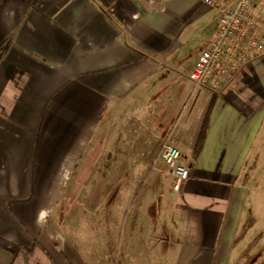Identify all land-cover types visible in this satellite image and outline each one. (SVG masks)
Here are the masks:
<instances>
[{
	"label": "crops",
	"instance_id": "crops-1",
	"mask_svg": "<svg viewBox=\"0 0 264 264\" xmlns=\"http://www.w3.org/2000/svg\"><path fill=\"white\" fill-rule=\"evenodd\" d=\"M211 12L0 0V264H98L69 227L122 213L128 236L158 243L159 264H264V56L220 92L195 86L189 29ZM166 140L190 170L179 191L158 162ZM135 162L147 163L140 223Z\"/></svg>",
	"mask_w": 264,
	"mask_h": 264
},
{
	"label": "built area",
	"instance_id": "built-area-1",
	"mask_svg": "<svg viewBox=\"0 0 264 264\" xmlns=\"http://www.w3.org/2000/svg\"><path fill=\"white\" fill-rule=\"evenodd\" d=\"M218 16L215 38L202 52L189 79L197 87L220 92L231 75L264 56V0H201ZM158 162L166 167L172 188L179 191L189 178L180 150L163 142Z\"/></svg>",
	"mask_w": 264,
	"mask_h": 264
},
{
	"label": "rangeland",
	"instance_id": "rangeland-1",
	"mask_svg": "<svg viewBox=\"0 0 264 264\" xmlns=\"http://www.w3.org/2000/svg\"><path fill=\"white\" fill-rule=\"evenodd\" d=\"M216 16L217 14L215 12H211L204 19H200L199 21L195 22L189 29V59L194 60L195 53L198 50L203 52L207 48V45L209 44L207 41L210 39L212 29L216 26ZM102 137V140L104 141L105 134ZM133 164L135 165L133 171L134 173L132 175L134 180L131 185V193L129 195V209L131 210L132 207L135 209L134 212L132 211L133 209L131 210V218L133 217L137 219L140 223L141 216L138 215L136 210H139L140 205H143V202H139L138 197L140 191H143L145 187L147 174H145L142 167L147 165V163L135 162ZM144 174L145 177H143ZM120 189L121 187L119 190ZM99 195L100 192H97L95 195L97 200L99 199ZM149 197L146 199V201L149 200ZM109 205H87V207H96V210L98 208V210L100 209L101 212H103L106 211V208L109 207ZM117 206L120 207L119 210L121 213L122 209L125 211V209L128 207V205H122L121 201H119V205ZM70 207L73 208V205H70ZM101 212H99L100 215ZM122 215L114 216V224L112 226L104 225L102 222H104L106 218L101 217V219L97 220L98 223L95 226L93 225L92 227H87L84 225H77L75 227H69V230L76 231L75 236L81 243L82 248L85 251L88 250L93 252L94 255H96L98 264H147V257H153L154 264H159V259L161 256H158L157 258L156 252H159L160 250L156 252L154 251L158 249V243L147 242L146 238L148 236L146 233H143V231H141L140 234L133 235L135 238L132 237V234L131 236H128L127 232L124 231L125 227L121 225ZM89 220L90 218L84 217L81 214V221L87 222ZM145 229L147 231L148 229H152V227L148 226Z\"/></svg>",
	"mask_w": 264,
	"mask_h": 264
}]
</instances>
